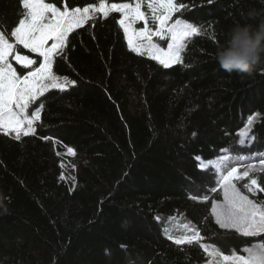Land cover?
<instances>
[{"label":"trees","instance_id":"obj_1","mask_svg":"<svg viewBox=\"0 0 264 264\" xmlns=\"http://www.w3.org/2000/svg\"><path fill=\"white\" fill-rule=\"evenodd\" d=\"M14 2L0 0L9 32L19 16ZM178 2L186 7L173 17L201 32L187 41L183 64L165 69L131 51L120 14L95 15L54 57L53 72L76 83L38 98L35 134L17 141L0 132V264H204L209 257L199 245L167 239L175 235L168 222L189 225L201 243L226 254L264 241V234L245 238L215 224V174L197 161L244 148L240 132L254 115L247 150H264V58L251 75L227 73L215 58L232 27L264 18V0Z\"/></svg>","mask_w":264,"mask_h":264},{"label":"snow or ice","instance_id":"obj_2","mask_svg":"<svg viewBox=\"0 0 264 264\" xmlns=\"http://www.w3.org/2000/svg\"><path fill=\"white\" fill-rule=\"evenodd\" d=\"M59 3L60 0L47 3L45 0H20L18 26L10 32L0 20V132L6 136L15 133L17 141L22 136L35 134V122L41 119V104L37 103L39 97L50 89L64 92L67 87L76 83L53 72V59L63 53L69 34L93 20L96 13H102L103 17H108L113 11L121 13L119 25L131 51L141 56L147 54L165 69L183 64L182 53L187 41L201 34L198 27L182 19H175L170 23L173 21V14L186 7L178 0H135L134 3H112L110 6L106 0H100L98 6L71 10L65 7L63 11L58 6ZM145 3L150 10L151 21L157 25L155 30L149 27V17L142 11ZM140 21L143 22V27L134 28ZM154 37L166 40L167 48L154 42ZM13 38L15 43L10 42ZM18 45L37 54V59L21 54L17 51ZM9 57L29 71L26 74L18 73L9 62ZM39 58L42 61L38 67H34ZM30 106L35 109L31 113ZM256 119L255 115L249 117L248 128L240 132V136L246 138L245 142ZM251 139L254 140L255 137L251 136ZM67 152L75 155L71 147ZM258 164L259 173L264 174V153L259 154ZM254 172H257L256 163H248L243 173H239L237 166H231L227 171L221 170L218 183L223 192V201H213L211 205V215L220 229L235 231L245 238H257L264 234V199L250 198L236 183L247 179L248 182L243 184L247 193L252 196L264 194V181L259 176L252 175ZM166 231L180 233L167 236L177 246L199 245L210 257L207 264H264V241L245 247L242 252L232 250L230 254H226L216 246L201 243L204 237L187 224H174Z\"/></svg>","mask_w":264,"mask_h":264},{"label":"clouds","instance_id":"obj_3","mask_svg":"<svg viewBox=\"0 0 264 264\" xmlns=\"http://www.w3.org/2000/svg\"><path fill=\"white\" fill-rule=\"evenodd\" d=\"M248 16L257 20L259 13L249 12ZM215 58L227 73L251 75L253 66L264 58V18H259L255 24L238 23L232 27Z\"/></svg>","mask_w":264,"mask_h":264},{"label":"rangeland","instance_id":"obj_4","mask_svg":"<svg viewBox=\"0 0 264 264\" xmlns=\"http://www.w3.org/2000/svg\"><path fill=\"white\" fill-rule=\"evenodd\" d=\"M10 1V0H9ZM15 1V0H14ZM17 2V6H18V11L20 12L21 10V7H20V0H16ZM14 2V3H16ZM46 2V1H45ZM125 2H131V3H134L135 0H126V1H118V2H107L109 4V6L112 4V3H125ZM47 3V2H46ZM100 3V2H99ZM99 5V4H98ZM90 7V6H89ZM143 7H146V3L145 5L142 6ZM82 9V8H81ZM144 9V8H143ZM147 9V8H146ZM63 11V9H61ZM148 10V9H147ZM114 12V11H113ZM120 14V18L119 20L121 19V13ZM95 15H102V13H96ZM103 16V15H102ZM148 17L151 18V13H150V10H148ZM20 17L18 16L14 22L12 23L11 26H13V29L14 27L18 26V19ZM175 19H182L184 20L185 22L187 23H191L190 21L186 20V19H183V18H175ZM173 21H170L171 22H174ZM120 26V25H119ZM157 27V25H155ZM134 28L136 29H139L140 27H143V22L140 21V22H137L134 26ZM121 28V27H120ZM122 32H123V37H124V41H125V44L126 46L128 47V42H127V39L125 37V34H124V31L123 29L121 28ZM155 30V28L153 29ZM154 42L156 43H159L161 45V47H164L165 49L167 48V41L166 40H160L158 37H154L153 38ZM12 42V41H10ZM13 43V42H12ZM49 44H51V41H49ZM22 47V45H20ZM129 48V47H128ZM130 49V48H129ZM27 50V49H26ZM131 50V49H130ZM21 53V52H20ZM23 55H26L24 53H21ZM35 54V53H34ZM147 56V54H145ZM42 59V58H41ZM9 62L12 63L13 67H14V64L13 62H15L14 59H12L11 57H9ZM157 62V61H156ZM13 135H15V133H12ZM246 139L242 140V144H243V147L244 148H239V150H237V152L233 151V152H229V151H224L222 154L218 155L217 157H215L214 159H212L211 161H208V163H201L200 162V168L201 169H209L210 171H217V175H218V178L215 177L214 178V185L213 187H215V191H218L220 193V199L217 200L218 202H222L223 201V192H222V189H220V186H219V172L221 170L223 171H227V169L231 166H237L239 168V173H243L245 170H246V165L248 163H256L257 164V172H259V164H258V160H259V154L261 153H257V152H253V151H249L247 150V147L251 141V139L249 140V138L247 139V142H245ZM238 157H249L250 159H246V160H240L238 159ZM256 172V173H257ZM255 173V172H254ZM247 179L245 180H242V181H238L236 182L237 183V186L240 187V189H243V184L244 183H247ZM213 189V188H212ZM211 191V190H210ZM243 192L247 195L250 196V198L252 199H255V196H252V194L250 193H247V190H243ZM204 195V194H203ZM215 200V197L213 198V201ZM214 221H215V218L213 217ZM224 230V229H223ZM226 231H231V230H226ZM231 232H235V231H231ZM236 233V232H235ZM238 234V233H236ZM255 244V243H254ZM208 245H211V244H208ZM253 245V244H252ZM252 245H247V246H244L243 248L245 247H251ZM215 246V245H213ZM242 248V250H243ZM210 259V257H209ZM208 261H206L204 264H207Z\"/></svg>","mask_w":264,"mask_h":264},{"label":"bare ground","instance_id":"obj_5","mask_svg":"<svg viewBox=\"0 0 264 264\" xmlns=\"http://www.w3.org/2000/svg\"><path fill=\"white\" fill-rule=\"evenodd\" d=\"M163 223V222H162Z\"/></svg>","mask_w":264,"mask_h":264}]
</instances>
